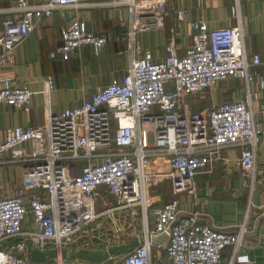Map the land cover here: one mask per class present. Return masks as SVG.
<instances>
[{"label":"built area","instance_id":"obj_1","mask_svg":"<svg viewBox=\"0 0 264 264\" xmlns=\"http://www.w3.org/2000/svg\"><path fill=\"white\" fill-rule=\"evenodd\" d=\"M85 2L127 7L133 53L139 33L164 29L171 16L182 22L188 14L175 0H17L11 9L15 16L0 23V104L31 108V89L3 75V67L44 18ZM231 10L233 26L211 28L203 18L191 21L192 42L184 54L177 49L173 27L163 56L153 51L133 56L121 81L59 114L47 106L42 125L8 129L0 141V165H21L23 182L15 194L0 195V264H33L26 243L15 242L18 238L42 250L96 251L137 237L143 240L130 252L88 264H224L228 246L233 248L228 264H235L247 217L236 230H221L200 210L182 209L180 199L182 192L197 190L196 175L212 171L227 147L240 149L234 165L251 193L259 176L261 131L254 102L264 91V75L252 68L262 58L247 52L238 2ZM61 35L52 59L68 60L84 45L100 55L109 42L108 35L90 31L80 19L72 20ZM227 79L244 81L243 98L204 111H193L184 101ZM254 82L256 90L251 88ZM46 83L49 93L57 90L54 77L48 76ZM164 182L172 198L155 208L151 190ZM102 193L120 205L105 204L99 210ZM119 209L124 218L141 219L140 233L109 232L102 225H110L106 220L115 218ZM164 233L162 243L151 240Z\"/></svg>","mask_w":264,"mask_h":264},{"label":"crops","instance_id":"obj_2","mask_svg":"<svg viewBox=\"0 0 264 264\" xmlns=\"http://www.w3.org/2000/svg\"><path fill=\"white\" fill-rule=\"evenodd\" d=\"M17 0H0V23L15 16L11 9ZM176 5L188 10L184 21L178 22L173 15L166 21L164 29L141 32L137 35L135 52L130 47V14L126 6L96 5L82 3L53 16L44 18L31 35L14 52L13 61L2 69L3 75L16 77L22 85L32 91L29 110L0 104V141L9 128L18 125L39 126L45 122L46 107L61 113L67 107L79 105L91 98L100 88L119 82L131 65L133 56L140 58L146 51L163 56L171 29L175 27L177 49L184 54L192 42L191 21L203 18L211 28L236 25L231 8L238 2L242 18L246 48L249 56L259 54L260 65L252 68L256 74L264 75V0H175ZM84 21L90 31L108 35L109 42L100 55H95L90 45H84L77 55L68 60L50 57L62 43V30L72 20ZM55 79L57 90H47L46 79ZM198 95L184 98L193 111H204L223 101L241 99L246 93L242 79H227ZM239 82V84H237ZM257 82L251 85L257 89ZM264 91L255 100L256 125L261 131L258 146L259 176L253 192L244 182V174L234 162L240 156L238 147H227L210 172L196 175L198 188L194 192L180 194L181 207L185 211L200 210L213 226L226 231L236 230L247 217V234L238 248L235 264H264ZM22 166L5 163L0 165V195H13L22 186ZM170 187V186H169ZM155 208L171 200L162 201L160 191L153 189ZM162 194V193H161ZM30 227L33 226L30 219ZM233 256L232 246L223 251L224 264ZM245 259H248L245 260Z\"/></svg>","mask_w":264,"mask_h":264},{"label":"water","instance_id":"obj_3","mask_svg":"<svg viewBox=\"0 0 264 264\" xmlns=\"http://www.w3.org/2000/svg\"><path fill=\"white\" fill-rule=\"evenodd\" d=\"M167 234L164 233L160 236H151V240L154 243L160 244L164 240H166ZM143 240V237H137L132 239L129 243L120 245L118 247H111L107 250H96V251H70L68 249H62L59 251L58 249H47L42 250L38 247L32 248L31 243L29 241L23 240L21 238L15 239V242L24 241L27 245V257L33 264H45L51 259H85L92 262H101L105 259L110 258L111 256L123 255L131 250H133L136 246L139 245L140 241Z\"/></svg>","mask_w":264,"mask_h":264},{"label":"rangeland","instance_id":"obj_4","mask_svg":"<svg viewBox=\"0 0 264 264\" xmlns=\"http://www.w3.org/2000/svg\"><path fill=\"white\" fill-rule=\"evenodd\" d=\"M225 81H223L222 83H224ZM237 84H239V82H237ZM169 183L168 182H164L160 185H158L157 187H154L153 189H156L157 191H160V195L162 197V201L167 200L170 196V191H169ZM152 189V190H153ZM151 190V200L153 202V191ZM104 199V200H103ZM101 203L98 204V208L99 210H102L105 208V204H109V205H114V206H119V201L118 199H116L115 197H113L110 194H106L102 193L101 195ZM121 213H124L123 210L119 209L115 212L116 216L113 219H107L106 221L108 222L105 223V221L102 223V225L105 226H109V232L110 231H114L115 229H119L120 233H124L127 234L129 232H133L135 233H140L142 230V221L140 218H138L137 216H128V218H124L125 214H122V216H120ZM128 213V212H127ZM102 220H99L98 223H101ZM103 231V230H102ZM107 231V232H108ZM106 232V233H107ZM24 252H19L18 254H23ZM47 264V262L45 263ZM55 264H88V262L84 259H81L80 261H74V259H67V260H62L61 258L55 261Z\"/></svg>","mask_w":264,"mask_h":264},{"label":"trees","instance_id":"obj_5","mask_svg":"<svg viewBox=\"0 0 264 264\" xmlns=\"http://www.w3.org/2000/svg\"><path fill=\"white\" fill-rule=\"evenodd\" d=\"M85 260V259H84ZM55 259H51V260H49L48 262H47V264H55ZM88 263H95V262H92V261H88V260H86Z\"/></svg>","mask_w":264,"mask_h":264}]
</instances>
